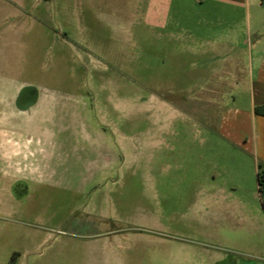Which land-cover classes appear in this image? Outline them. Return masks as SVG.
I'll return each instance as SVG.
<instances>
[{
	"label": "crops",
	"instance_id": "1",
	"mask_svg": "<svg viewBox=\"0 0 264 264\" xmlns=\"http://www.w3.org/2000/svg\"><path fill=\"white\" fill-rule=\"evenodd\" d=\"M173 1L200 16V38L183 21L174 24L169 18ZM24 5L26 0H0V221L22 208L33 189L57 187L77 168L82 185L75 194L89 195V201L73 211L101 223L89 244L91 264H141L132 254L141 244L164 247L171 257L168 264H264V207L257 181V162L264 163V0H150L143 9L154 29L146 41L153 51L158 47L176 61L193 56L205 64L199 76L208 77L199 87L171 86L161 94L231 98L216 124L208 110L202 122L216 135L205 137L182 134L184 121L177 117L181 103L158 93L136 114V101L115 93L107 100L55 90L26 93L33 87L30 82L20 91L13 78H35L28 75L33 49L26 40L28 18H34ZM51 96V106H45ZM23 97L40 99L42 105L20 107L16 100ZM67 102L78 105L57 106ZM215 146L221 153L214 156ZM183 148L193 164H201L189 166L185 182L196 192L193 212L203 214L204 228L215 229L232 253L177 246L168 227L144 212L145 206L125 214L136 185L146 198L148 189L178 183ZM1 237L7 247L15 240V228L0 233V252ZM21 238L18 249L7 251L11 257L16 254L15 264H26L32 244L30 233Z\"/></svg>",
	"mask_w": 264,
	"mask_h": 264
},
{
	"label": "rangeland",
	"instance_id": "2",
	"mask_svg": "<svg viewBox=\"0 0 264 264\" xmlns=\"http://www.w3.org/2000/svg\"><path fill=\"white\" fill-rule=\"evenodd\" d=\"M149 2L26 0L24 8L34 18L31 20L29 17L26 26V40L33 49L32 70L28 75L35 78H13L17 88L20 89L24 82H30L33 87L24 89L26 93L39 91L52 94L55 90L64 96L86 97L89 100H107L115 93L122 100L136 101V110L139 107L142 109L153 98L152 94L158 93L181 103L177 117L184 121L180 127L182 134L198 137L214 134L203 125L202 119L210 116L216 124L225 100L231 98L210 94H161V89L171 86L185 90L199 87L208 82V77L199 76L205 64L193 56L176 61L168 58V53L158 47L153 51L146 41L152 37L154 29H151L143 13ZM185 5L173 1L168 10L169 18L174 20V24L183 21L184 25L192 28L195 38H200L197 30L200 16ZM45 100V106H51L52 96ZM16 104L20 107L41 106L42 100L23 97L18 98ZM71 105L75 107L78 104L67 102L57 106ZM138 110L136 114H139ZM208 110H211L209 116ZM182 151L186 152L181 153L182 169L178 183L167 188L148 189L150 197L146 198L140 197L141 189L136 185L129 192L125 214L145 206L144 212L155 216L161 226L168 227L169 237L177 246L187 244L203 253H215L222 249L232 253L234 250L223 244L215 229L204 228L203 214L193 212L192 201L196 192L185 182L189 166L193 168L201 164L199 160L193 164L188 150L183 148ZM201 151L198 148V154ZM213 152L214 156L219 155L221 149L215 146ZM214 169L218 171L220 167L214 166ZM72 170L73 174L57 187L47 184L33 189L22 208L16 206L17 211L12 217L1 219V235L14 227L16 237L7 247L4 237H1L0 262L7 264L11 258L8 249H18L21 237L30 233L32 244L24 257L26 264H91L93 250L89 244L101 223L85 212L73 211L78 204L88 203L89 195L75 194V189L82 185V179L77 168ZM132 254L141 264H168L171 260L161 245L141 244ZM203 257L198 256L197 259Z\"/></svg>",
	"mask_w": 264,
	"mask_h": 264
},
{
	"label": "trees",
	"instance_id": "3",
	"mask_svg": "<svg viewBox=\"0 0 264 264\" xmlns=\"http://www.w3.org/2000/svg\"><path fill=\"white\" fill-rule=\"evenodd\" d=\"M258 110H259V107L257 108V112H259ZM257 176H258L257 181H258V186H259L260 199L264 207V163L260 161L257 162ZM16 257H17L16 254H14L11 257L9 264H15Z\"/></svg>",
	"mask_w": 264,
	"mask_h": 264
}]
</instances>
